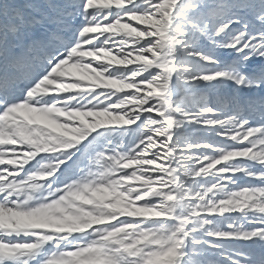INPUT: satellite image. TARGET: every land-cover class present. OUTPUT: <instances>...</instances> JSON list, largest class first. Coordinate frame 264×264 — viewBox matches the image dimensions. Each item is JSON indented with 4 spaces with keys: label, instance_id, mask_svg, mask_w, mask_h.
I'll use <instances>...</instances> for the list:
<instances>
[{
    "label": "snow or ice",
    "instance_id": "snow-or-ice-1",
    "mask_svg": "<svg viewBox=\"0 0 264 264\" xmlns=\"http://www.w3.org/2000/svg\"><path fill=\"white\" fill-rule=\"evenodd\" d=\"M0 264H264V0H0Z\"/></svg>",
    "mask_w": 264,
    "mask_h": 264
}]
</instances>
